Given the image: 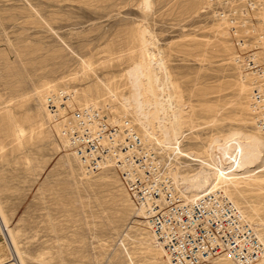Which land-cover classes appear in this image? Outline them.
<instances>
[{
	"label": "rangeland",
	"instance_id": "374dc122",
	"mask_svg": "<svg viewBox=\"0 0 264 264\" xmlns=\"http://www.w3.org/2000/svg\"><path fill=\"white\" fill-rule=\"evenodd\" d=\"M216 19L211 0H0V216L22 264H170L117 172L85 169L45 99L68 89L76 106L96 103L165 144L125 105L126 72L145 58L146 29L149 55L165 64L158 75L182 150L218 166L232 132L264 136L251 118L229 28ZM177 158L182 184L201 162ZM238 178L228 186L214 180L206 191L224 187L264 242V168ZM12 252L0 225V262ZM205 264L235 263L221 256Z\"/></svg>",
	"mask_w": 264,
	"mask_h": 264
},
{
	"label": "built area",
	"instance_id": "2783aa9c",
	"mask_svg": "<svg viewBox=\"0 0 264 264\" xmlns=\"http://www.w3.org/2000/svg\"><path fill=\"white\" fill-rule=\"evenodd\" d=\"M212 12L229 22L231 40L245 72L255 75L252 106L264 133V30L255 37L242 31L264 25V0H211ZM47 108L88 172L109 165L135 204L144 210L149 229L171 264H203L222 255L236 264H264L258 230L222 188L197 197L176 184V151L146 142L128 117L93 104L76 106L68 89L48 94ZM180 164V162H179ZM4 260L0 264H11Z\"/></svg>",
	"mask_w": 264,
	"mask_h": 264
},
{
	"label": "bare ground",
	"instance_id": "6f19581e",
	"mask_svg": "<svg viewBox=\"0 0 264 264\" xmlns=\"http://www.w3.org/2000/svg\"><path fill=\"white\" fill-rule=\"evenodd\" d=\"M207 5L208 6L210 5V0H207ZM214 15L216 16L215 13ZM216 20H218V22L221 23L222 25L229 28L230 38H231L232 32L230 31L228 20L221 18V17H218ZM263 30H264V25L261 24L255 28H245L242 32L247 34L248 36L255 37L252 43H258V39H259L258 34ZM142 31H143L142 38L144 40V45H145V49H143L144 53L143 52L142 53L144 54L145 58L141 60L140 62H135L126 72V76L131 85V92H130V96L127 98L125 102V105L126 107H130L134 111V113L138 117V120L144 127L147 135L151 137V135H157L160 133V135L162 134L163 143L169 146L171 145V147L173 146L172 148L178 153H180L181 155L186 156L192 160H198L201 162L200 163L201 166H199V168L196 169L195 172H193L192 174L183 176L182 184L179 181H177L179 176L175 174V170L176 169L178 170V167H176V169L173 172V177L176 180V184H178L179 187L181 188V191L185 193L186 196L193 197L189 195L191 193L186 192V191H191V192L201 194L209 188V186L213 183L214 180H220L224 178L227 181L226 183L228 186L231 183V181H229L231 179L236 180V179H239L238 176L240 175L242 176L244 174H248L256 170L258 171V169L262 170V167L264 168V139L256 134L245 133L241 130L240 131L236 130L225 138L224 158H223L222 163L218 166H214L211 163H208L205 160L199 157H196L193 153H188V152L186 153L182 150L181 140H180L181 133L177 131L178 123L173 122V121L176 122L178 118L177 114L174 112L175 106L173 103L169 101L170 94L167 92L165 88L164 77L158 75V69L160 70V72H162L163 68L165 69L164 67L165 64L163 65L162 61L159 62L157 55L155 54L149 55L148 51L150 50V46L146 38L147 30L144 29ZM234 49H235L234 50L235 51V55H234L235 62L234 63L239 69V73L242 74L244 77L243 84L246 83L247 85L246 84L245 85L248 86V89H249L248 102H249V106L251 109L250 111L251 118L257 130L264 136V133L262 132V130L258 128V126L256 125L255 118L253 115L252 90H253V83L256 80V77L254 74L245 72L243 70L242 66L240 65L238 61L237 49L235 46H234ZM47 97L45 99V106L47 103ZM89 104L98 106L96 103H86L85 105H89ZM169 109H172V111H170L171 114L169 113ZM47 110L49 111L48 108ZM138 132L146 142H149V143L153 142V141L151 142L147 141L139 130ZM62 135L65 139H67L69 143L68 138L65 137L63 133ZM155 142L160 143L158 142V140H155ZM105 167H109V165L103 166L102 169ZM182 185L184 186L182 187ZM194 197H197V196H194ZM234 203L238 205L236 202ZM238 207L240 206L238 205ZM241 210L243 211L247 221H249L244 210L242 208ZM249 223L252 224L251 221H249ZM0 225L2 227L3 233L5 234L7 242L9 246L11 247V251H13L12 254H14L13 258L10 260L12 262L11 264H22L18 257V251L15 249L16 243L14 241V238L9 232L8 224L4 221V219L1 216H0ZM254 227L257 229L256 226ZM259 235L261 237L260 232H259ZM154 237H155L157 246L162 248L166 254V250L164 246L158 243L155 235ZM261 240H262V237H261ZM222 256H227V255H222ZM220 257H217V258H220ZM227 257L230 258L229 256ZM169 263L171 264L170 260H169Z\"/></svg>",
	"mask_w": 264,
	"mask_h": 264
}]
</instances>
